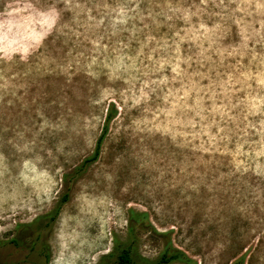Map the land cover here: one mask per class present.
<instances>
[{
    "label": "rangeland",
    "instance_id": "rangeland-1",
    "mask_svg": "<svg viewBox=\"0 0 264 264\" xmlns=\"http://www.w3.org/2000/svg\"><path fill=\"white\" fill-rule=\"evenodd\" d=\"M64 193L45 264H264V0H0V264Z\"/></svg>",
    "mask_w": 264,
    "mask_h": 264
},
{
    "label": "trees",
    "instance_id": "trees-1",
    "mask_svg": "<svg viewBox=\"0 0 264 264\" xmlns=\"http://www.w3.org/2000/svg\"><path fill=\"white\" fill-rule=\"evenodd\" d=\"M107 110L108 112H106V114L104 115L101 132L98 138L96 139L92 154L82 161L81 165L75 170V173H73L72 175L81 173L87 166H89L91 163H93L97 159L98 154H99V147L102 143V140L105 136V132L107 130V124L115 112L112 107ZM68 178H69V175L67 174L63 176V180L66 184L69 182ZM66 190H68V187H66ZM66 193H64V197L58 203L57 207L53 211L41 217V220L45 221V228L50 227L51 224L54 222L56 214H57V209L59 208L61 204L65 202ZM140 216L144 217L145 215L142 214ZM243 260H244L243 255H241L235 260H233L230 264H242ZM116 262L117 264H169L171 262H183V263L188 264L191 261L186 257L184 253L180 252L179 250H176L173 248H168V249L166 248L164 252L161 254V256L156 260L155 263H149L148 261L141 259L140 257L136 255H133L132 246L126 245L119 250V253L116 256Z\"/></svg>",
    "mask_w": 264,
    "mask_h": 264
},
{
    "label": "flooded vegetation",
    "instance_id": "flooded-vegetation-1",
    "mask_svg": "<svg viewBox=\"0 0 264 264\" xmlns=\"http://www.w3.org/2000/svg\"><path fill=\"white\" fill-rule=\"evenodd\" d=\"M22 228L27 232V235L13 236L9 242L24 249L25 253L21 258L11 260L6 264H45L47 259L43 242V232L46 229L45 221L36 218Z\"/></svg>",
    "mask_w": 264,
    "mask_h": 264
}]
</instances>
